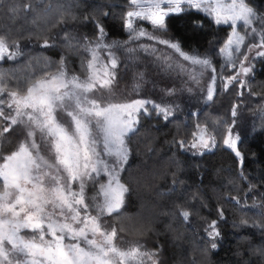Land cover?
<instances>
[{
    "label": "snow or ice",
    "instance_id": "obj_1",
    "mask_svg": "<svg viewBox=\"0 0 264 264\" xmlns=\"http://www.w3.org/2000/svg\"><path fill=\"white\" fill-rule=\"evenodd\" d=\"M20 10L32 11L30 0H25L22 9L9 11L15 16ZM185 16H193L189 23L195 28L204 26L200 16L214 26H228L229 34L217 51L224 57L225 70L230 67L232 72L227 77L221 74V85H235L238 95L252 94L247 77L254 71L253 60L264 57V13L248 0H126L120 20L128 40L119 44L106 42L105 26L96 16L79 20L94 26L92 37L74 35L75 29L66 25L77 17L62 12L51 23V28L61 27V32L37 33L28 39H35L44 49L83 50L86 58L81 60L79 74L68 68L64 55L59 60L27 61L29 71L22 83L11 87L7 75L0 73V264H159V246L150 250L141 243L128 248L117 245L118 235L126 230L138 235L151 230L131 217L126 218L127 225L121 222L130 191L122 174L141 117L155 114L169 121L174 107L138 95L117 99L114 84L120 65L113 49L123 46L129 53L152 55L167 68L191 69L193 83L207 71L205 99L211 101L217 73L212 61L207 55L185 52L178 40L166 35L170 24ZM144 23L149 27H143ZM22 38L0 31V63L19 61L24 55ZM34 63L43 65L39 75L30 71ZM133 91H139V84ZM174 94L175 89L166 91L168 96ZM237 107L233 106V117ZM195 128L172 143L192 155H203L216 146V137L206 126L197 123ZM9 133L15 134V142ZM238 140L239 135L234 137L228 129L221 144L234 150L242 167ZM7 145L11 147L6 149ZM230 199L241 203L239 198ZM216 212L218 219H206L203 229L211 249L218 247L217 225L224 219L222 208ZM175 214L187 221L192 213L177 205ZM234 227L259 228L264 234V224H249L244 218ZM191 264H196L194 258Z\"/></svg>",
    "mask_w": 264,
    "mask_h": 264
},
{
    "label": "trees",
    "instance_id": "obj_2",
    "mask_svg": "<svg viewBox=\"0 0 264 264\" xmlns=\"http://www.w3.org/2000/svg\"><path fill=\"white\" fill-rule=\"evenodd\" d=\"M24 2L0 0V31L23 37L21 49L24 55L19 61L0 63V73L7 75L10 87L22 83L29 71L25 64L33 58L59 60L64 55L68 68L78 74L81 72V60L86 58L83 50L63 46L44 49L35 39H28L37 33L54 35L61 32V27L51 28V23L62 12L77 17V21H69L66 25L69 30L75 29L74 35L92 37L94 26L79 23V20L96 16L105 26L106 41L119 44L128 40L120 20L126 0H30L32 11L20 10L15 16L10 14L13 7L22 9ZM248 3L257 12L264 13V0H248ZM101 12L109 15L102 16ZM34 17H39L35 24L32 23ZM192 19L193 16H185L178 22L173 21L166 35L178 40L185 52L209 57L217 69L216 95L198 113L189 111L170 117L169 121H163L155 114L141 117L137 132L131 137L132 154L122 174L130 191L122 210L125 218L121 222L127 225L126 218L131 217L151 230L144 235L126 230L118 235L116 242L121 248L136 243L144 244L150 250L159 246V264H191V258L196 264H264V234L261 230L234 227L241 218L249 224H264V117L253 123L238 144L243 155L242 167L235 152L221 144V137L226 136L234 125L235 117L231 114L234 105H238L237 108L247 116L256 114L264 105V57L253 61L254 71L247 77L252 94L245 91L238 95L235 85L226 88L221 85V74L227 77L232 72L230 67L225 70L224 57L217 51L229 34L228 26H214L200 16L204 26L195 28L189 23ZM142 26L149 27L147 23ZM57 42L61 43L59 39ZM114 51L120 65L114 89L120 99L138 95L178 102L188 97L186 94L204 88L205 82L203 88L194 87L190 80L191 70L167 68L152 55L140 51L129 53L123 46ZM156 56H160V52ZM172 59L175 61L176 57ZM42 68V64L34 63L30 71L39 75ZM136 84H139L138 92L133 91ZM169 89H175V94L166 95ZM197 123L206 126L216 137L215 149L200 156L172 143L174 138L183 139L196 131ZM12 136L13 133L8 134L9 139ZM173 179L177 183L174 184ZM194 195L199 199H192ZM230 197L239 198L241 203H235ZM177 205L185 206L192 213L190 219L185 221L175 214ZM217 208L223 209L224 219L217 225L221 233L218 247L211 249L203 229L206 219H218Z\"/></svg>",
    "mask_w": 264,
    "mask_h": 264
},
{
    "label": "rangeland",
    "instance_id": "obj_3",
    "mask_svg": "<svg viewBox=\"0 0 264 264\" xmlns=\"http://www.w3.org/2000/svg\"><path fill=\"white\" fill-rule=\"evenodd\" d=\"M149 31H151V30H149ZM106 42H108V41H106ZM113 51H114V49H113ZM101 58L103 59V56H101ZM257 58L258 57H256L255 59H257ZM187 70H191V69H187ZM250 74H249V76H250ZM215 75H216V84H215V93H214L213 99H214L216 92H217V83H218L217 74H215ZM208 77H209V73L207 71H205L202 76H199V82L193 83V85H194V87L198 88L199 86L202 87L203 82H205V84L203 86L204 88L202 87L203 89H201L200 91L198 90L199 92H196V93H193L190 95L186 94L188 97H185L184 99H182L183 101L171 102L170 100H164V102H170L173 105V107H174V115L173 116L186 114L189 111H192L194 113H198V111L203 106L211 103V101L213 99L211 101H207L205 99V88L208 85ZM116 98L120 99V97H118V96H116ZM146 98L154 100L157 103L161 102V100H157L153 97H146ZM236 111H237V115L235 116V122H234L233 127L231 128V131H232L234 137L236 136V134L239 135V140L237 141V147H238V144L241 141L242 137L245 136L251 130L253 123L256 120L264 117V111H262L260 109L256 114L251 115V116L245 115L244 112L240 108H237ZM15 139H16V136L13 133L11 140L13 142H15ZM10 147H11V145H7V148H10ZM215 147L211 148V150H205L204 153L213 151L215 149ZM186 152H188V151H186ZM188 153H190V152H188ZM197 156H200V155H197ZM189 219H190V217H189Z\"/></svg>",
    "mask_w": 264,
    "mask_h": 264
}]
</instances>
